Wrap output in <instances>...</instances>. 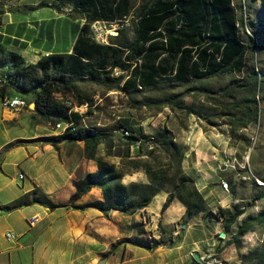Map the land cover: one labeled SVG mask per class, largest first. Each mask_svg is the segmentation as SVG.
Masks as SVG:
<instances>
[{
    "label": "trees",
    "instance_id": "trees-1",
    "mask_svg": "<svg viewBox=\"0 0 264 264\" xmlns=\"http://www.w3.org/2000/svg\"><path fill=\"white\" fill-rule=\"evenodd\" d=\"M55 1L56 5L39 3L37 8L60 12L61 7L70 5L69 15L85 20L71 53L48 55L34 65H25L19 55L0 46L3 58L0 100L18 98L17 95L30 97L31 102L25 100L27 107L34 104L35 115L44 122L54 126L71 121V128L45 140L55 151H58L57 145L64 142L82 143L85 159L94 161L96 170L85 175L67 202L50 203L36 189L31 192L29 203L49 210L92 208L104 216L111 212L132 216L144 210L157 194L165 192L167 198L159 216L177 201L184 208L182 223L185 227H198L210 214L221 222L223 232L220 233H231L232 226L244 214V208H217L216 213L211 214L194 180L182 170L188 148L177 143L169 130L144 135L119 125L116 128L121 132L118 141L125 143L126 150L122 156H116L120 158L116 166L97 156V152L99 146L106 143L105 156L108 157L109 141L116 139L117 134L81 125L83 115L72 113L70 108L55 102V96H71L77 107L87 105L91 108L92 98L75 92L77 84L90 83L107 92L121 93L134 110L167 108L207 122L210 117L223 119L230 134L259 126L261 99L251 95L237 101L228 92L229 89L249 91L261 86L259 69L246 64L247 54L257 50L258 40L251 36L249 43L241 41L239 27L247 28V22L238 17L232 0H140L136 7H130V0ZM3 15L0 7V25ZM129 15L132 16V36L127 39L123 19ZM97 21L118 26L117 35L109 37L107 44H95L90 38L89 25ZM233 74H241V77L226 88L214 91L204 85ZM180 88L183 90L176 93ZM159 91H163L162 97L149 96ZM190 96L194 100L201 99L202 103L186 104L184 100ZM138 172L145 175L146 183L123 184L126 175ZM258 179L264 183L263 177ZM260 187L257 199H264V184ZM93 188L101 191V201L74 205ZM261 222H264V213L242 220L230 244L239 243L249 232L250 225ZM129 243L146 250L164 245L160 240L144 238ZM172 244L169 240V248Z\"/></svg>",
    "mask_w": 264,
    "mask_h": 264
},
{
    "label": "crops",
    "instance_id": "crops-1",
    "mask_svg": "<svg viewBox=\"0 0 264 264\" xmlns=\"http://www.w3.org/2000/svg\"><path fill=\"white\" fill-rule=\"evenodd\" d=\"M39 3L49 6L57 4L55 0H33L29 5L24 0H0V7L4 11L0 46L7 52L19 55L25 65H34L48 55L70 54L78 31L85 23L84 19L69 15L72 9L70 5L61 7L57 12L52 8H37ZM129 5L136 7L138 4L135 6L130 0ZM126 18L123 19L125 22ZM61 43L67 47L56 50L55 47ZM2 61L0 57V66ZM2 71L0 67V73ZM17 96L27 102L32 100ZM33 118L39 119L30 105L9 111L3 109L0 103V264H97L100 262L98 254L105 253L117 240L113 232H109L108 224L110 217L118 213L111 212L104 216L92 208L82 211L71 207L49 210L29 203L30 194L36 189L50 203L67 202L85 175L96 170L95 162L85 159L82 143L64 142L57 145L58 151H55L45 139L58 133L52 131L49 122L36 123ZM179 143L188 148L187 153L192 152L187 142L180 140ZM97 156L101 155L97 152ZM187 158L186 154L182 170L194 180L209 208L230 209L237 205L236 199L227 197L226 191L219 193L207 188L200 174L202 170L195 165L190 168ZM19 174L23 175L22 180H19ZM137 174V177L126 175L127 181L122 180L123 184L146 183L145 175L142 172ZM62 195L64 199L60 198ZM166 198L167 194L160 192L133 217H147L152 222L160 219L163 225L172 226L181 219L184 208L173 201L160 217L159 209ZM101 200V191L93 188L77 199L74 205ZM150 206H153L151 210ZM188 231L169 232V240L174 244L171 248L145 250L130 245L120 246L119 260L109 262L105 259V264H188L183 255L188 244L184 240ZM9 233L12 237L7 239ZM200 233L201 242L191 241L193 253L202 249V243L206 241L205 233ZM147 238L158 239L155 233Z\"/></svg>",
    "mask_w": 264,
    "mask_h": 264
},
{
    "label": "rangeland",
    "instance_id": "rangeland-1",
    "mask_svg": "<svg viewBox=\"0 0 264 264\" xmlns=\"http://www.w3.org/2000/svg\"><path fill=\"white\" fill-rule=\"evenodd\" d=\"M24 1L29 5V2L33 0ZM232 2L238 17L241 16L247 22V28L239 27L241 41L245 44L249 43V37L251 36H256L258 40L257 50L249 51L246 64L254 69H259L261 86L255 89L252 87L249 91L229 89L228 92L237 101L251 95L261 99L262 108L259 113V126L249 127L237 131L235 134H230L223 119L210 117L207 122L195 116L186 117L167 108L160 111L134 110L127 105L126 99L121 93L107 92L90 83L77 84L75 92L81 96L92 98L91 108L89 106L86 108L77 107L71 96L56 95L55 102L65 106L70 105V107H66L70 108L72 112L75 111L74 107H76V112L83 115L81 125L99 129L109 134H117L116 139L109 141L111 149L108 157L105 156L106 143L100 145L98 149V154L105 161L116 166L120 162V158L116 156H122L126 150L125 143L118 141L121 132L116 128L119 125L129 128L133 132L140 131L144 135H153L167 129L172 133L177 143L180 140L187 142L189 149L192 150V152L186 153L188 155L187 162L190 168L195 165L202 170L200 174L204 177L207 188L223 193L222 182H227L228 189L224 190L228 193L227 197H234L237 202L236 206L244 208V215L239 217L236 224L231 228L230 232H235L244 218H255L257 215L264 213V199H257L261 191L260 186L264 184L258 179L259 176L264 178V0H232ZM133 3L136 6L140 3V0H133ZM126 19L127 27L124 29V36L130 39L132 36V16L129 15ZM253 32L257 33L254 34ZM46 47H50V45ZM66 47L67 45L61 43L55 49ZM117 74L118 72L115 71L114 75ZM240 77L241 74L225 75L208 81L204 85L217 91L226 88L230 82L239 80ZM182 90L180 88L175 92L179 93ZM162 95L163 91L149 94V96L158 97H162ZM184 101L186 104L197 103L199 105L202 103L201 99L194 100L191 96L185 98ZM30 108L33 109L32 106ZM27 122L29 123V121ZM42 122L41 118L36 120V123ZM50 127L53 132L60 133L53 128V125L50 124ZM131 155L134 156V153L131 152ZM226 158H228L229 171H220L218 166ZM80 161H82V156ZM85 163L88 164V162ZM137 175V173H133L129 176L137 177ZM126 181L127 176L123 178V182ZM60 198L64 199V196L62 195ZM205 202L207 203V201ZM152 208L153 206H150V210ZM208 209L211 214L217 211L216 207L209 208L208 206ZM108 228L109 232H113L114 239L117 240L113 239L114 241L105 253L98 254L99 261L105 259L109 262L118 261L120 257L118 247L132 246L129 242L140 240L142 237L149 240L147 237L151 233H155L157 240L163 242L164 245L160 247L169 248V232L180 233L189 229V233L184 238L188 244L183 253L185 260H188V264H264V222L250 225L249 232L239 243L234 244H230L232 243L230 241L231 233L225 234L223 238L218 236L219 232H223L222 224L210 214L205 216V220L201 221V225L198 227H185L182 223V217L172 226H165L160 219L157 222H152L147 217L140 219L137 216L135 218L133 215L123 216L118 213L115 217H110ZM140 232L144 233L142 237H139L141 236L139 235ZM200 232L205 233L204 239L206 241L202 243V249L199 248L197 252H194L202 260L198 263L192 260L191 257L193 253L191 251V241L201 242ZM228 239H230L229 242ZM171 246L173 247L174 244ZM190 251L191 254H189Z\"/></svg>",
    "mask_w": 264,
    "mask_h": 264
},
{
    "label": "built area",
    "instance_id": "built-area-1",
    "mask_svg": "<svg viewBox=\"0 0 264 264\" xmlns=\"http://www.w3.org/2000/svg\"><path fill=\"white\" fill-rule=\"evenodd\" d=\"M117 24H107L105 22H94L89 25V32H90V38L95 44H107V40L109 37H115L117 35ZM1 106L5 110L13 111L17 109H23L25 108V105H28L27 102L21 98H3L0 100ZM70 107V105H66ZM80 107L86 108L87 105H82ZM75 111L70 112L72 113H78L76 112L77 108L74 107ZM79 114V113H78ZM80 115V114H79ZM72 127V122L70 121L69 123H58L53 126V128L56 131H59L62 133L63 131L69 129ZM218 169L220 171H229L228 168V158H226L219 166ZM19 180L23 179V175L19 174ZM221 188L223 190L228 189V183L227 182H222ZM12 237V234L9 233L6 235L7 239H10Z\"/></svg>",
    "mask_w": 264,
    "mask_h": 264
},
{
    "label": "water",
    "instance_id": "water-1",
    "mask_svg": "<svg viewBox=\"0 0 264 264\" xmlns=\"http://www.w3.org/2000/svg\"><path fill=\"white\" fill-rule=\"evenodd\" d=\"M33 107V110H34V104H30V107ZM225 236V234L224 233H220L219 234V237L220 238H223ZM191 257H192V259L195 261V262H201L202 260L200 259V257L196 254V253H192L191 254ZM97 264H105V261L104 260H101L100 262H98Z\"/></svg>",
    "mask_w": 264,
    "mask_h": 264
},
{
    "label": "bare ground",
    "instance_id": "bare-ground-1",
    "mask_svg": "<svg viewBox=\"0 0 264 264\" xmlns=\"http://www.w3.org/2000/svg\"><path fill=\"white\" fill-rule=\"evenodd\" d=\"M27 107V105H25V108ZM29 107V106H28Z\"/></svg>",
    "mask_w": 264,
    "mask_h": 264
}]
</instances>
